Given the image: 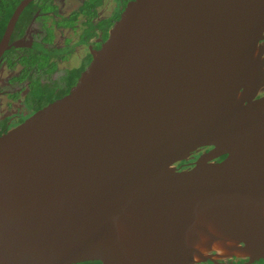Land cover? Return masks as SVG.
Instances as JSON below:
<instances>
[{"label": "water", "instance_id": "95a60500", "mask_svg": "<svg viewBox=\"0 0 264 264\" xmlns=\"http://www.w3.org/2000/svg\"><path fill=\"white\" fill-rule=\"evenodd\" d=\"M263 37L264 0H129L70 91L0 135V264L264 258Z\"/></svg>", "mask_w": 264, "mask_h": 264}, {"label": "flooded vegetation", "instance_id": "af4514ba", "mask_svg": "<svg viewBox=\"0 0 264 264\" xmlns=\"http://www.w3.org/2000/svg\"><path fill=\"white\" fill-rule=\"evenodd\" d=\"M22 0H0V43ZM129 0H30L21 9L0 54V135L23 123L48 103L65 96L106 39ZM6 22L3 26L4 19ZM87 29L80 37V31ZM264 76V37L259 40ZM46 57L40 58L42 51ZM48 52L50 54H48ZM264 96V84L255 98ZM211 147L177 164L187 168ZM221 155L213 161H220ZM192 264H264V258L207 251ZM72 264H101L83 261Z\"/></svg>", "mask_w": 264, "mask_h": 264}, {"label": "rangeland", "instance_id": "374dc122", "mask_svg": "<svg viewBox=\"0 0 264 264\" xmlns=\"http://www.w3.org/2000/svg\"><path fill=\"white\" fill-rule=\"evenodd\" d=\"M116 1V0H115ZM87 31V29L85 28V29H82L81 31H80V37H82L84 34H85V32ZM42 51V53H41V55H40V58L42 59V61H44V58L46 57V55H45V53L43 52V50H41ZM48 54H50L49 52H48Z\"/></svg>", "mask_w": 264, "mask_h": 264}, {"label": "trees", "instance_id": "16d2710c", "mask_svg": "<svg viewBox=\"0 0 264 264\" xmlns=\"http://www.w3.org/2000/svg\"><path fill=\"white\" fill-rule=\"evenodd\" d=\"M5 22H6V18L4 19V23H3V26H4Z\"/></svg>", "mask_w": 264, "mask_h": 264}]
</instances>
